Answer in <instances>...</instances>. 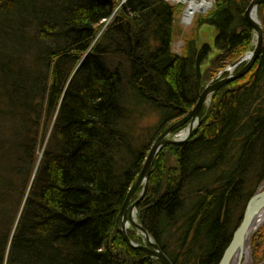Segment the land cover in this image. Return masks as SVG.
Here are the masks:
<instances>
[{
    "label": "trees",
    "instance_id": "16d2710c",
    "mask_svg": "<svg viewBox=\"0 0 264 264\" xmlns=\"http://www.w3.org/2000/svg\"><path fill=\"white\" fill-rule=\"evenodd\" d=\"M250 2L216 0L196 22L216 29L203 73L211 46L174 51L166 0H0V264H161L127 245L119 212L155 139L253 48ZM257 16L253 66L212 94L190 139L160 149L138 203L172 264H218L264 182V3Z\"/></svg>",
    "mask_w": 264,
    "mask_h": 264
},
{
    "label": "water",
    "instance_id": "95a60500",
    "mask_svg": "<svg viewBox=\"0 0 264 264\" xmlns=\"http://www.w3.org/2000/svg\"><path fill=\"white\" fill-rule=\"evenodd\" d=\"M264 3V0H251L244 12V18L248 25L252 28L255 36L254 48L249 51L246 56L237 59L221 71H228V75L218 81H210L203 89L196 104L183 117L168 126L153 142L146 156L142 169L132 185L130 186L124 203L119 212L120 226L119 230L124 241L129 247L142 250L150 257L158 260L161 264H172L168 256L162 251L160 246L154 241L148 231L137 221L136 210L138 203L144 197L148 178L154 159L159 150L167 144H180L187 141L193 135L195 129L200 123L201 109L209 101V97L220 87L242 77L253 66L256 61L263 42V26L256 17L257 6ZM246 60L244 66L234 71V68L242 61ZM232 70V71H231ZM187 123V132L185 136L175 139L171 138V134L176 129ZM141 188L138 197L133 200L136 190ZM264 213V183H261L258 189L248 199L242 219L237 228L232 233L229 244L225 248L218 264H244V256L250 249V243L257 229L264 222V217L260 218ZM128 229H132L141 237L142 241H133L127 233Z\"/></svg>",
    "mask_w": 264,
    "mask_h": 264
},
{
    "label": "rangeland",
    "instance_id": "374dc122",
    "mask_svg": "<svg viewBox=\"0 0 264 264\" xmlns=\"http://www.w3.org/2000/svg\"><path fill=\"white\" fill-rule=\"evenodd\" d=\"M122 1H125V0H122ZM166 1L169 2L171 5H173L177 9V15L175 16L176 17V25L178 26L180 32H179V35L175 38V40L173 42V49L175 52L180 54L184 50L183 47H184V44L186 43V41H188L189 39H192L193 37L197 38V42H196L197 48H201L203 44H208L209 46H211L212 53L209 55L208 59L201 66L202 72L205 73L207 71L206 69L210 65L211 60L213 59L215 53L217 52V50L214 48V38L216 35V29L214 26H212L210 24H202V25L197 27L196 22L200 18H204L208 15V13L213 9L216 0H210L211 6L206 11L196 12L194 17L188 22H186L183 19V15H184L185 9L187 7L186 2H183L181 0H166ZM256 17L258 18L257 9H256ZM258 20L260 21V19H258ZM196 27H197V29H195ZM253 48H254V46H253ZM253 48L248 50L247 52L252 51ZM247 52L243 53V55L240 56L239 58L245 56ZM245 63H246V60H242L234 68V70L233 71L231 70V71L234 72V71L240 70L244 66ZM225 68L216 70V72L211 75L212 77L210 78V80L206 82L205 86L210 81L215 82V81H218V80L226 77L229 73L228 71H224L221 73V71ZM238 68H240V69H238ZM211 96L209 97V101L205 105H207L210 102ZM154 121H155V118L153 116H147L146 118L142 119L140 124L142 126H147V125H150L151 123H153ZM180 128H181V130H179L178 132H176V133L172 132L171 138L179 139V138L185 136V134L187 132V123L185 125L181 126ZM194 133H195V131H194ZM194 133H193V135H194ZM161 159H162L161 161L163 163H165L167 165V167L176 165V156L170 149H165L163 151V154L161 155ZM154 161H155V159H154ZM153 164H154V162H153ZM152 167H153V165H152ZM152 167H151V169H152ZM147 185H148V183H147ZM141 188L142 187H139L136 190V192H135L136 196H137V194L139 195V193L141 192ZM134 197H135V195H134ZM134 197H133V200H134ZM136 216H137V210H136ZM127 233H128V230H127ZM138 238H139V240H137V241L141 242L142 241L141 237L138 236ZM133 241H136V240H133ZM249 255H250V264H264V222L260 225V227L255 232L254 236L252 237V240L250 243ZM246 259L247 258L244 257V260H243L244 263H245Z\"/></svg>",
    "mask_w": 264,
    "mask_h": 264
},
{
    "label": "bare ground",
    "instance_id": "6f19581e",
    "mask_svg": "<svg viewBox=\"0 0 264 264\" xmlns=\"http://www.w3.org/2000/svg\"><path fill=\"white\" fill-rule=\"evenodd\" d=\"M181 1L187 3V7H186L185 13L183 15V19L186 22L190 21L194 17L196 12H204L211 6L210 0H181ZM263 217H264V213L261 215L260 218H263ZM244 257L247 258L244 264H250L249 251H247L245 253Z\"/></svg>",
    "mask_w": 264,
    "mask_h": 264
}]
</instances>
